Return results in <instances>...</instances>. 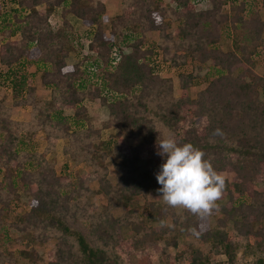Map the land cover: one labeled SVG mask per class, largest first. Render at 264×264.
Wrapping results in <instances>:
<instances>
[{
    "label": "trees",
    "instance_id": "1",
    "mask_svg": "<svg viewBox=\"0 0 264 264\" xmlns=\"http://www.w3.org/2000/svg\"><path fill=\"white\" fill-rule=\"evenodd\" d=\"M202 2L210 7L197 9ZM262 7L264 0H123L110 16L105 0H0V264H16V256L36 264L42 259L29 244L52 238L47 264H133L131 256L137 264H264V190L255 189L264 185V74L253 70L264 53ZM171 21L177 25L166 32ZM149 30L159 31L160 44L147 39ZM223 38L231 40L226 52ZM71 52L79 58L69 64ZM155 55L173 68L211 60L208 84L190 98L185 91L196 83V69L180 73L181 94L174 97L171 82L153 67ZM33 65L48 98L29 72ZM96 101L108 110L98 125L88 115ZM20 106L30 108L29 120L11 118ZM103 128L113 135L102 139ZM216 129L222 135H213ZM160 134L193 144L224 174L225 201L211 213H219L215 227L209 215L176 213L147 198L162 195ZM59 139L65 157L88 173H57L47 154ZM114 148L123 157L108 163ZM92 179L104 198L101 210L92 202ZM21 193L30 202L15 215ZM183 237L181 250L171 253ZM24 242L15 252L13 243Z\"/></svg>",
    "mask_w": 264,
    "mask_h": 264
},
{
    "label": "rangeland",
    "instance_id": "2",
    "mask_svg": "<svg viewBox=\"0 0 264 264\" xmlns=\"http://www.w3.org/2000/svg\"><path fill=\"white\" fill-rule=\"evenodd\" d=\"M5 2H7V0H3ZM164 2H167L169 0H163ZM106 2V7L108 10V13L110 16L115 15L122 6V2L123 0H105ZM210 7L209 2H202L201 4L197 5L196 8L197 9H204V8H208ZM225 8L228 10L229 9V3L226 4ZM260 13L261 16L264 18V8L262 7L260 9ZM70 23L73 25L74 29L78 30V29H82V26H80V23L78 22V20L73 17V16H68ZM168 20H170V18H168ZM60 22V11H56V13L54 14V17L52 19V25L54 27H56ZM177 24L175 22L170 23L168 29L166 30V32L170 31L171 29H173ZM146 37L149 41L154 42L156 45L160 44L162 42V37L159 35V31L157 30H149L146 33ZM261 38H264V30L263 33L261 35ZM172 39L175 41L176 40V36H172ZM219 46L221 48L222 51L226 52L227 50L230 49L231 47V40L228 38H223L222 40L219 41ZM78 55H76L74 52H71L69 54V56L67 57L66 61L69 64L75 63L78 60ZM257 66L253 69L255 73H257L258 75L262 76L264 74V53L262 51H260V53L257 55ZM152 63H153V67L155 68L157 75L159 78L161 79H165V80H169L171 82V87H172V95L174 97H178L181 94V87H180V82H179V74L180 73H184V72H191L192 70L195 71L197 77H196V83L192 84L190 86H188L186 88V94L187 96H189L190 98H194L197 96V94L203 90L206 85L208 84V78L209 76V72L211 69V63L212 61L209 60L206 63L202 64L200 66V68L196 67L195 64L191 66V62H188V64L185 66H181V67H171L169 64L165 63L162 61L161 56L160 55H155L152 58ZM4 66H2L0 64V72L3 71ZM39 67L36 65L31 66V68L29 69V72L32 74H35L34 80L35 83L37 85H39V90H40V94L42 95V97L44 98H48L49 97V93H50V89L44 86H40L39 84ZM213 71V70H212ZM240 72V69H236L234 71V75H237ZM1 80V79H0ZM1 90V88H0ZM1 91H0V97H1ZM5 102L7 105H10L12 97L11 95H7L5 96ZM260 99L263 100L264 96L262 94V92H260ZM13 108V112L11 114V117L15 120H20V121H27L29 120V107L26 106H20V107H12ZM65 113L69 116L73 115V112L71 109H66ZM88 115L89 117H91V120L94 124H100L103 121H106L108 119V110L107 107L102 105L100 102L96 101L94 102L88 111ZM114 133V130H110V129H102V139H108L110 136H112ZM142 140L141 138H133L130 139L129 142L133 143V144H138L140 143ZM64 145V141L62 139H59L56 143L55 146V150L53 154H47L48 159L51 158V155L53 157L54 160V168L56 169L57 173H62L63 171H73L78 169L80 172V174H85L88 173L90 171V168L88 166H86L84 163L81 164H77L75 165L73 161H70L69 159H67L65 157V155L62 152V148ZM40 150L43 149V145H41L39 147ZM123 157V154L118 150V148H114L111 153L107 156L106 161H108V163H114L116 161H119L121 158ZM166 159V157H165ZM109 176L111 177V179L114 181L115 176L112 172V165L109 164ZM232 173H227L228 178L232 177ZM89 186L91 188L93 192L92 195V202L98 207L99 210L102 209V203L104 202V198L96 193V189L98 188V183L96 179H92L89 182ZM255 189H257L258 191H263L264 190V185L261 182H257L255 183ZM147 198L149 200H156V201H162L161 196H153L150 192L146 195ZM225 200H220V203H223ZM30 202V197H28L27 195L21 193L20 199L17 202L16 208H15V215H20L27 207L28 204ZM163 202V201H162ZM176 213H180L182 208H174ZM113 215L118 217L121 213V210L115 209L112 211ZM219 216V213L217 214H210L208 216V220H209V224L211 227H215L216 226V218ZM229 226H231V222H229ZM15 230L14 229H10L9 230V235L14 236L15 234ZM122 234L125 238H129L133 232L132 230L128 227V226H124L122 227ZM184 239L186 240V237H183L181 239H179V246L177 249L174 248H169V251L171 253H176L177 251L181 250L182 248V242L184 241ZM27 243H22V244H16L13 243L12 247L14 249V251L16 252V250H19L22 247H25ZM55 244V239L52 238L50 240H48L47 242L44 243L43 246H40L38 244H33L30 243L28 248L30 247H34L36 249V251L38 252V255L41 257V261H39L36 264H47L46 259H47V254L48 251L54 246ZM16 258V264H28V260L26 258H18L17 256ZM224 260L223 256H219L217 257V261H222ZM131 261L133 264H137V260L135 258V256H131ZM7 264V263H6ZM176 264H189L188 262L184 261L182 263L177 262Z\"/></svg>",
    "mask_w": 264,
    "mask_h": 264
},
{
    "label": "clouds",
    "instance_id": "3",
    "mask_svg": "<svg viewBox=\"0 0 264 264\" xmlns=\"http://www.w3.org/2000/svg\"><path fill=\"white\" fill-rule=\"evenodd\" d=\"M213 135H222V132L216 129ZM157 147V155L166 157L156 174L164 204L199 217L218 210L225 176L213 167L210 159H205V153L191 143H178L172 134H160Z\"/></svg>",
    "mask_w": 264,
    "mask_h": 264
},
{
    "label": "crops",
    "instance_id": "4",
    "mask_svg": "<svg viewBox=\"0 0 264 264\" xmlns=\"http://www.w3.org/2000/svg\"><path fill=\"white\" fill-rule=\"evenodd\" d=\"M12 112H13V108H12V110H11V114H12ZM12 118V117H11ZM13 119V118H12ZM15 120V119H14ZM18 120V119H17ZM18 121H20V120H18Z\"/></svg>",
    "mask_w": 264,
    "mask_h": 264
}]
</instances>
